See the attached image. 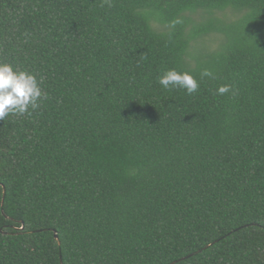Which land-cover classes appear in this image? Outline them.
<instances>
[{
	"label": "trees",
	"instance_id": "16d2710c",
	"mask_svg": "<svg viewBox=\"0 0 264 264\" xmlns=\"http://www.w3.org/2000/svg\"><path fill=\"white\" fill-rule=\"evenodd\" d=\"M0 61V264H264V0H0Z\"/></svg>",
	"mask_w": 264,
	"mask_h": 264
},
{
	"label": "clouds",
	"instance_id": "9594fccd",
	"mask_svg": "<svg viewBox=\"0 0 264 264\" xmlns=\"http://www.w3.org/2000/svg\"><path fill=\"white\" fill-rule=\"evenodd\" d=\"M180 23L179 19L174 22ZM210 69L205 68L200 73V80L212 77ZM42 81L36 75L26 69L17 70L10 62L0 61V121L10 114H31L41 106V102L47 99V94L41 88ZM158 83L165 89L179 87L188 94L195 93L199 88V81L188 71L168 69L158 77ZM231 90V86L225 84L217 88V94L224 95Z\"/></svg>",
	"mask_w": 264,
	"mask_h": 264
},
{
	"label": "water",
	"instance_id": "95a60500",
	"mask_svg": "<svg viewBox=\"0 0 264 264\" xmlns=\"http://www.w3.org/2000/svg\"><path fill=\"white\" fill-rule=\"evenodd\" d=\"M55 237L59 240V236H58V233L55 231ZM191 255H189V256H186V257H184L183 259H186V258H188V257H190ZM173 263H176V261L175 262H173Z\"/></svg>",
	"mask_w": 264,
	"mask_h": 264
}]
</instances>
